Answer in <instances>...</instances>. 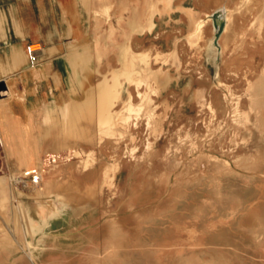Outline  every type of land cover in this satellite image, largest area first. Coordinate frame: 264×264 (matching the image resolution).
I'll return each instance as SVG.
<instances>
[{"label": "rangeland", "instance_id": "rangeland-1", "mask_svg": "<svg viewBox=\"0 0 264 264\" xmlns=\"http://www.w3.org/2000/svg\"><path fill=\"white\" fill-rule=\"evenodd\" d=\"M96 5L105 80L134 55L148 85L122 79L113 111L128 120L99 144L78 132L74 145H3L58 142L43 135L59 108L38 110L25 138L0 132V264H264V0ZM103 79L87 78L72 103Z\"/></svg>", "mask_w": 264, "mask_h": 264}, {"label": "crops", "instance_id": "crops-1", "mask_svg": "<svg viewBox=\"0 0 264 264\" xmlns=\"http://www.w3.org/2000/svg\"><path fill=\"white\" fill-rule=\"evenodd\" d=\"M97 12L96 0H0V84L7 92L0 99L1 134L27 137L34 128L33 115L42 107H46L40 110L43 113L57 108L66 112L62 120L45 118L57 124L56 132L48 130L43 136L60 137L58 142L6 140L3 145L78 143L80 102L71 99L83 88L87 90L80 86L87 78L106 81L113 67L110 51L104 49L103 57L97 59L96 46L101 41ZM31 45L40 48L31 54ZM86 50L93 52L91 65V58L79 56ZM69 131L73 138L65 139Z\"/></svg>", "mask_w": 264, "mask_h": 264}, {"label": "bare ground", "instance_id": "bare-ground-1", "mask_svg": "<svg viewBox=\"0 0 264 264\" xmlns=\"http://www.w3.org/2000/svg\"><path fill=\"white\" fill-rule=\"evenodd\" d=\"M146 27H148V29L152 30L154 27V23L152 21H149L148 24L146 25ZM201 27H202V23L200 22V23H198L197 29H200ZM128 51H129V48H126L125 49V55L128 54ZM80 55H81V57L82 56H88V53L86 51H85V53L80 52L79 56ZM138 59L142 63L148 65L150 55L147 53H143V54L138 56ZM135 60L137 61V57H135L133 55L131 58V61L129 62V64L127 65V67L123 71H121L119 73H115L111 80L104 81L103 83L99 84V86L96 88L94 94L88 95V96H90V98L88 97L84 102L80 103L79 117H78L79 118V124H80V121L87 122V124L84 127H82V126H81V128L79 127L78 132L81 133L85 138H87L89 142L95 141L96 144H99L100 143L99 136H101L102 134H104V135L105 134L106 135H114L115 134L114 125L118 120H125V121L128 120L127 117L122 116L121 114L115 113L113 111V107H114L115 103L121 97V87H122V79L123 78H125L130 83H133V82L136 83L138 87H140L143 83L144 84L146 83L148 85V77L147 76L142 77L141 73L136 70ZM140 110H141V108H137V106H133L131 103H129L127 105V111L129 113L136 112L137 114H139ZM91 123H93L94 129H95V131H93V132L91 130V128H92L90 125ZM64 136H65V139L73 138V135L71 134L70 131L68 133L65 132ZM65 145H68V143L65 142ZM65 154H66V156H65L66 158L70 157L73 154L72 147H66ZM78 154L79 153H76V155H78ZM35 161H37L36 158L33 159V162H32L33 166H34V164H37V162H35ZM86 166H88V162H86ZM35 167H36V165H35ZM117 169H118L117 166H114L111 169V171L114 173V175L117 173ZM41 173H42V171H40V174ZM26 175L27 174H25V176ZM37 194L39 196L43 195V191H39ZM4 201H5V199L2 201V204H1L2 206L4 205ZM49 201L50 200H48V202ZM37 202H39V201H37ZM44 206L46 208V212H45L46 214L45 215H46L47 220H49V219H51L57 215L58 210L55 208V206L47 205V204ZM28 219H29L30 224H32L33 221H32L30 216H28ZM27 224H29V223H27Z\"/></svg>", "mask_w": 264, "mask_h": 264}, {"label": "water", "instance_id": "water-1", "mask_svg": "<svg viewBox=\"0 0 264 264\" xmlns=\"http://www.w3.org/2000/svg\"><path fill=\"white\" fill-rule=\"evenodd\" d=\"M7 96L6 88L4 84H0V99Z\"/></svg>", "mask_w": 264, "mask_h": 264}, {"label": "built area", "instance_id": "built-area-1", "mask_svg": "<svg viewBox=\"0 0 264 264\" xmlns=\"http://www.w3.org/2000/svg\"><path fill=\"white\" fill-rule=\"evenodd\" d=\"M36 46H39V45H31L28 47V51L29 53L33 54L35 52H37L39 49H36Z\"/></svg>", "mask_w": 264, "mask_h": 264}]
</instances>
